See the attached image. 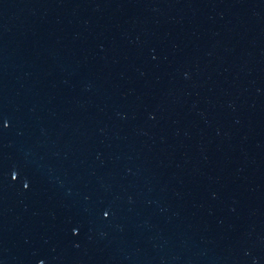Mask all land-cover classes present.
Here are the masks:
<instances>
[{"label": "water", "instance_id": "95a60500", "mask_svg": "<svg viewBox=\"0 0 264 264\" xmlns=\"http://www.w3.org/2000/svg\"><path fill=\"white\" fill-rule=\"evenodd\" d=\"M40 261L264 264V50L230 0H0V264Z\"/></svg>", "mask_w": 264, "mask_h": 264}, {"label": "snow or ice", "instance_id": "6c2138e0", "mask_svg": "<svg viewBox=\"0 0 264 264\" xmlns=\"http://www.w3.org/2000/svg\"><path fill=\"white\" fill-rule=\"evenodd\" d=\"M3 123H4V126H7L8 121L5 119ZM26 187H27V185H26ZM102 215H103L104 217H108V216L110 215V212H109L108 210H104V211L102 212ZM77 231H78L77 228H73V232H77ZM40 264H44V262H43V261H40Z\"/></svg>", "mask_w": 264, "mask_h": 264}]
</instances>
